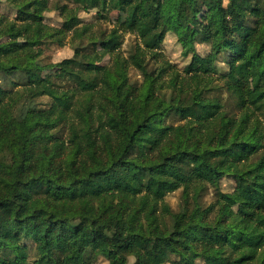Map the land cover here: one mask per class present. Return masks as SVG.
Listing matches in <instances>:
<instances>
[{
	"label": "trees",
	"instance_id": "16d2710c",
	"mask_svg": "<svg viewBox=\"0 0 264 264\" xmlns=\"http://www.w3.org/2000/svg\"><path fill=\"white\" fill-rule=\"evenodd\" d=\"M161 1L0 0V264H264V0ZM53 10L60 27L44 23ZM91 10L124 15L112 34L134 37L128 57L96 63L78 17ZM69 35L74 56L46 83L42 47Z\"/></svg>",
	"mask_w": 264,
	"mask_h": 264
},
{
	"label": "rangeland",
	"instance_id": "374dc122",
	"mask_svg": "<svg viewBox=\"0 0 264 264\" xmlns=\"http://www.w3.org/2000/svg\"><path fill=\"white\" fill-rule=\"evenodd\" d=\"M139 0H134L138 2ZM161 0H150V4L155 7L161 6ZM1 12L12 19L13 14L7 5L3 4L1 6ZM78 17L82 24H92V32L97 36L96 45V63L99 66L107 67L110 65L112 57L115 51H120L124 57H128L134 44V37L128 34H123L117 32L112 34V32L120 25L124 19V15L120 12H111L107 14V17L103 20L96 18V11L91 10L87 13L79 12ZM44 23L50 27H60L62 23V18L56 11H49L44 14ZM103 35L105 38H103ZM16 39L20 44L27 46H35L34 42H29L23 40L18 32L7 35L5 39ZM32 43V44H31ZM34 43V44H33ZM77 42H72L70 35L67 37L65 45L63 47H58L56 45H44L42 47L43 54L41 56V65L49 66L42 72V78L46 83H56L62 80V75L64 69L58 66L64 59L72 58L74 56V47ZM205 45H197L196 51L198 54L203 55L207 51ZM162 51L166 59L169 60L173 65H175L180 70L189 62V58H184L181 55V47L178 45L176 38L173 34H167L162 45ZM129 76L131 82H136L138 85L141 84L142 78L134 70H129ZM222 92V91H221ZM222 94V99L226 101V109L234 110L233 103L231 100L227 99L224 93ZM38 102L44 106L49 100L47 98H40ZM233 180L229 177H224L220 181V189L222 192H231L233 187ZM202 201L205 205H209L214 201V192L212 188H208L204 193ZM165 202L173 212H177L179 204L181 203V191L177 190L166 196ZM235 213L241 217L251 220L255 214L254 210L249 206H238L234 209ZM33 250L30 252V260L32 259ZM94 264H108L107 261L102 257L98 256ZM129 264H133V259L129 258ZM200 264V263H197Z\"/></svg>",
	"mask_w": 264,
	"mask_h": 264
}]
</instances>
